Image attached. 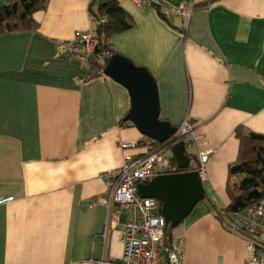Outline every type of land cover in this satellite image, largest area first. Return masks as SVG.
<instances>
[{"label": "crops", "instance_id": "1", "mask_svg": "<svg viewBox=\"0 0 264 264\" xmlns=\"http://www.w3.org/2000/svg\"><path fill=\"white\" fill-rule=\"evenodd\" d=\"M118 1L133 27L113 35L112 48L153 74L161 119L189 120L211 150L202 175L207 199L179 225L183 263L244 264L245 238L216 210L230 203L236 129L264 134V0H164L194 4L190 17L173 20ZM35 19L38 32L0 36V198L14 197L0 207V264L121 260L127 215L109 216L105 174L148 151L124 150L120 141L146 136L125 119L128 90L90 77L86 61L62 49L94 27L89 0H49Z\"/></svg>", "mask_w": 264, "mask_h": 264}, {"label": "built area", "instance_id": "2", "mask_svg": "<svg viewBox=\"0 0 264 264\" xmlns=\"http://www.w3.org/2000/svg\"><path fill=\"white\" fill-rule=\"evenodd\" d=\"M94 1L96 8L99 0H89L90 3ZM134 2L142 10H157L160 16L167 20H173L178 16L190 17L194 6L193 3L174 6L164 0ZM104 21L103 17L95 22ZM96 45L91 28L87 31H77L72 40L62 44V49L74 58L87 61L94 53ZM112 56L109 50H103L96 58L107 62ZM181 141H185L187 149H198L200 163L198 171L202 176L206 171L211 150L202 149V136L189 120L177 126L173 136L161 145L148 137L141 141H120L119 145L124 150L144 145L148 151L142 155H126L122 166L105 174L108 180L109 216L119 221L120 216L126 214L127 221L122 226L121 239L124 246L122 259L110 261L103 257L99 264H184V239L176 238L171 247H167L168 230L166 219L161 213V203L156 198L142 197L138 188L140 183H149L156 176L167 173L169 157L166 156V152ZM13 199V196L0 198V207ZM226 219L228 227L246 240L249 254L244 264H264V203H255L242 211L232 212Z\"/></svg>", "mask_w": 264, "mask_h": 264}, {"label": "trees", "instance_id": "3", "mask_svg": "<svg viewBox=\"0 0 264 264\" xmlns=\"http://www.w3.org/2000/svg\"><path fill=\"white\" fill-rule=\"evenodd\" d=\"M48 4L49 0H11L9 4L0 7V36L19 32H38L40 24L35 19V14L46 10ZM95 4V1L90 3V13L94 21L93 38L97 43L94 53L86 61L92 71L90 77L104 76L106 62L96 58L101 51L109 50L112 55L118 53L112 48V36L133 27L131 16L118 0H99L96 8ZM103 17L104 22H95ZM236 136L239 139V153L237 159L229 165L227 184L230 203L227 207L216 210L217 217L228 229H231L226 219L228 214L242 211L255 203H264V134L245 131L242 127H238ZM156 143L161 145L160 142ZM186 154L188 164L185 167H181L174 156L169 157L167 173L198 170L200 163L197 154L187 150ZM236 176L240 178L238 183L232 180ZM178 226L168 229L167 247H171L175 240L174 229Z\"/></svg>", "mask_w": 264, "mask_h": 264}, {"label": "water", "instance_id": "4", "mask_svg": "<svg viewBox=\"0 0 264 264\" xmlns=\"http://www.w3.org/2000/svg\"><path fill=\"white\" fill-rule=\"evenodd\" d=\"M104 75L128 90L131 108L125 116L127 121L132 122L144 136L160 143L173 136L177 126L160 117L158 87L149 69L117 53L106 62ZM172 151L178 164L181 167L187 166L185 142L173 146ZM138 188L142 197L160 201L166 230L180 225L206 197L198 170L160 174L149 183H140Z\"/></svg>", "mask_w": 264, "mask_h": 264}, {"label": "rangeland", "instance_id": "5", "mask_svg": "<svg viewBox=\"0 0 264 264\" xmlns=\"http://www.w3.org/2000/svg\"><path fill=\"white\" fill-rule=\"evenodd\" d=\"M189 151H192L191 149H189ZM173 154V151H172V149H169L167 152H166V156H168V157H170L171 155ZM182 229H181V226H179V227H177V228H175L174 229V232L176 233V238H179V233H182V231H181ZM181 238H183V236H180ZM175 238V239H176ZM184 239V238H183Z\"/></svg>", "mask_w": 264, "mask_h": 264}]
</instances>
